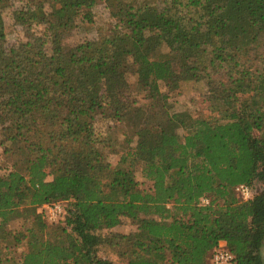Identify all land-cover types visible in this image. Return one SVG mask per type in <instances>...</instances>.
Here are the masks:
<instances>
[{"label":"trees","instance_id":"1","mask_svg":"<svg viewBox=\"0 0 264 264\" xmlns=\"http://www.w3.org/2000/svg\"><path fill=\"white\" fill-rule=\"evenodd\" d=\"M98 2L115 20L109 34L65 48ZM17 21L27 41L0 51V146L18 157L0 168V249L26 250L0 264H113L103 245L126 264H210L218 242L234 264H264V0H26ZM201 80L208 114L180 137L182 114L166 110L160 85ZM98 119L130 125L134 144L114 168ZM242 184L247 202L235 197ZM52 203L64 218L50 226L38 209ZM25 215L29 228L5 229ZM121 220L136 231L101 236Z\"/></svg>","mask_w":264,"mask_h":264},{"label":"rangeland","instance_id":"2","mask_svg":"<svg viewBox=\"0 0 264 264\" xmlns=\"http://www.w3.org/2000/svg\"><path fill=\"white\" fill-rule=\"evenodd\" d=\"M25 2L26 0H4V8L1 17L4 24L5 38L4 40H0V51H7L12 46L27 41L28 31L23 26H20L17 21L19 11H25ZM91 14V23L77 20L76 25L64 33L62 45L65 48H71L83 42H93L109 34V30L111 26L114 25L115 20L109 16V12L104 4L98 2L96 6L91 9ZM42 28V26H32L30 30L35 34H39ZM161 52L164 54L166 50H162ZM127 82L130 87V97L136 100L139 107L146 106L147 101L143 99V95H138L136 93V76L128 74ZM160 91L161 93L167 94V99L165 101L166 110H168L169 113L182 114L183 119L180 125L181 128L175 131L180 137L183 135V127L188 125L189 117H202L208 114L206 103L207 87L206 82L203 80L198 82H182L178 89L172 92H168L161 84ZM141 116H143V111H138L136 116L137 119ZM93 128L95 134L98 135L102 141L100 150L105 161L111 168H114L118 165L120 156L123 152L134 144L130 125L98 119ZM1 140L0 134V141ZM13 156L14 157L5 156V154H3V147L0 146V168H8L14 159L16 160V158H18L16 155ZM135 171L134 176L138 183L139 190H147L150 184L142 178L140 168L136 167ZM1 174H3V171H1ZM50 179L51 176H48L47 180ZM31 224L32 218L29 215H25L8 222L5 225V229L12 232H19L25 228H29ZM136 227V224L131 221L121 220V223L117 227L109 231H102L101 236L108 238L111 234L129 235L136 231ZM25 250L26 246L24 242L12 248L7 245H2L0 249V258L6 260L11 258L19 260ZM98 256L110 260L113 264H126V260L117 255V249H112L107 245H103L98 249Z\"/></svg>","mask_w":264,"mask_h":264},{"label":"built area","instance_id":"3","mask_svg":"<svg viewBox=\"0 0 264 264\" xmlns=\"http://www.w3.org/2000/svg\"><path fill=\"white\" fill-rule=\"evenodd\" d=\"M235 197L239 202H247L252 199L254 190L246 185H238L234 189ZM206 204V201H203ZM38 212L42 215L47 225L53 226L64 218V210L60 203L44 204ZM210 264H234V258L226 249L224 242H218L210 255Z\"/></svg>","mask_w":264,"mask_h":264}]
</instances>
